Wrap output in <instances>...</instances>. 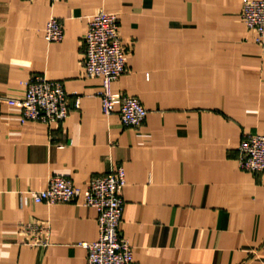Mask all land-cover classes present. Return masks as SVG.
I'll use <instances>...</instances> for the list:
<instances>
[{"label": "crops", "instance_id": "obj_1", "mask_svg": "<svg viewBox=\"0 0 264 264\" xmlns=\"http://www.w3.org/2000/svg\"><path fill=\"white\" fill-rule=\"evenodd\" d=\"M243 0H0V264H87L98 213L73 203L35 204L55 176L85 190L123 167L121 235L134 264H264V174L240 169L243 136H264V47ZM117 13L127 72L113 94L148 111L125 128L101 110L100 78L82 61L90 18ZM54 17L64 39L48 43ZM34 75L60 82L80 110L60 124L21 121L2 101ZM49 227L30 247L20 226Z\"/></svg>", "mask_w": 264, "mask_h": 264}, {"label": "built area", "instance_id": "obj_2", "mask_svg": "<svg viewBox=\"0 0 264 264\" xmlns=\"http://www.w3.org/2000/svg\"><path fill=\"white\" fill-rule=\"evenodd\" d=\"M55 1V0H52ZM241 16L247 28L256 34V43L264 47V0H243ZM45 40L58 43L64 39L63 25L52 17L45 29ZM128 53L120 35V19L117 13L100 10L88 22L84 36L82 66L90 78L102 80L99 93L101 110L105 116L117 114L125 128H140L148 115L141 102L125 95L113 94L112 83L128 69ZM25 92L19 97H4L2 101L20 110L21 121L39 122L45 125L64 122L72 110H80V98L65 91L62 83L34 75L24 83ZM238 163L241 170L252 174H264V136H243L238 148ZM126 174L123 167L116 168L104 176L92 178L85 190L76 187L70 180L55 176L45 190L35 192V204L48 206L73 203L84 193V205L98 213L99 238L93 243H84L87 264H134L133 248L122 237ZM30 247H47L49 227L35 222L20 226Z\"/></svg>", "mask_w": 264, "mask_h": 264}]
</instances>
